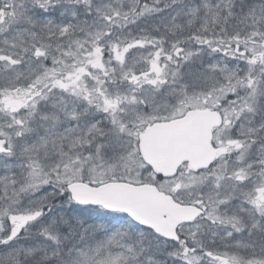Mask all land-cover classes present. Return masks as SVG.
<instances>
[{
	"label": "snow or ice",
	"instance_id": "obj_1",
	"mask_svg": "<svg viewBox=\"0 0 264 264\" xmlns=\"http://www.w3.org/2000/svg\"><path fill=\"white\" fill-rule=\"evenodd\" d=\"M0 264H264V0H0Z\"/></svg>",
	"mask_w": 264,
	"mask_h": 264
}]
</instances>
